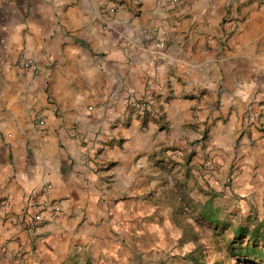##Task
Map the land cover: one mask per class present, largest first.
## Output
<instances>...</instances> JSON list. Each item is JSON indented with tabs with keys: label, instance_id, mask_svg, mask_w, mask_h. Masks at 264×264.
I'll list each match as a JSON object with an SVG mask.
<instances>
[{
	"label": "rangeland",
	"instance_id": "374dc122",
	"mask_svg": "<svg viewBox=\"0 0 264 264\" xmlns=\"http://www.w3.org/2000/svg\"><path fill=\"white\" fill-rule=\"evenodd\" d=\"M219 1L222 2H205L222 7L220 31L205 43L214 87L209 84V90L205 88L204 92L197 88L176 89L175 79L178 84L183 81L182 76L176 75V66L167 85L145 83L141 91L127 90L125 105L137 117L139 126L149 129L154 144H145L139 151L133 188L117 199H105L108 213L101 218V230L92 233L94 239L76 242V247L60 256L42 255L43 244L37 240L42 229L30 231L23 224L25 219L21 221V208L16 216L9 195L3 194L0 264H264V242L261 237L253 240L254 233L264 231V182L250 176L261 154L255 145L264 141V50L258 43L254 54L245 37L251 12L264 0ZM140 2L101 0L97 27L115 30L120 8L136 16ZM155 2L164 16V27L168 21L174 26L173 12L192 8L194 13L199 7L197 0ZM170 31L174 35L167 39L132 24L124 38L142 53L164 60L170 43L185 41L172 27ZM160 41L165 42L163 48L157 45ZM25 56L35 60L33 71L38 70L40 60L28 51L20 54L18 67L22 69L20 60ZM174 99L187 104L191 112L171 119L167 109ZM38 111L44 114L43 108L35 109L32 123L38 134H46L48 127L44 132L35 123ZM130 123L127 120V125ZM223 128L226 134L219 137ZM110 144L123 146L124 137L93 140L90 159L103 170L109 169L110 164L98 158ZM8 157L12 164L16 162L11 152ZM27 196L24 206L31 197L60 201L33 193ZM62 213L63 207L60 216ZM254 244L256 249L246 248Z\"/></svg>",
	"mask_w": 264,
	"mask_h": 264
},
{
	"label": "crops",
	"instance_id": "0c3cea01",
	"mask_svg": "<svg viewBox=\"0 0 264 264\" xmlns=\"http://www.w3.org/2000/svg\"><path fill=\"white\" fill-rule=\"evenodd\" d=\"M205 2L197 0L194 13L192 8L173 12L174 26L168 21L164 27L155 0H141L138 15L121 7L116 29L103 31L97 27L101 0H0V195H9L16 216L21 208V221L27 195L61 201L62 215L37 237L42 255L60 256L76 242L94 239L92 233L101 230V218L108 213L109 196L117 199L133 188L139 151L155 138L125 105L127 90L141 91L145 83L167 85L176 66L177 77L187 80H173L176 89L204 92L209 84L215 86L205 43L220 31L222 7ZM132 24L167 39L174 35L172 27L185 41L170 43L164 60L151 57L124 38ZM245 37L254 54L258 43L264 50V3L251 12ZM26 51L40 60L38 70L18 67ZM37 108L44 109L46 134H38L32 123ZM189 112L180 99L168 104L171 119ZM225 134V128L218 132L219 137ZM120 136L123 146L110 144L98 158L110 168H99L90 159L93 140ZM255 150L261 154L250 176L263 183L264 141H258Z\"/></svg>",
	"mask_w": 264,
	"mask_h": 264
},
{
	"label": "built area",
	"instance_id": "2783aa9c",
	"mask_svg": "<svg viewBox=\"0 0 264 264\" xmlns=\"http://www.w3.org/2000/svg\"><path fill=\"white\" fill-rule=\"evenodd\" d=\"M165 3L176 4L179 0H162ZM158 47L163 48L165 45L164 41L157 43ZM36 62L33 58L25 56L20 60V67L22 69H35ZM34 120L36 125L41 128L44 132L47 130L46 119L41 111L35 113ZM51 187V185H49ZM25 226L30 231H39L44 225L51 224L56 221L62 212V206L60 201H53L47 199H36L31 197L26 201L25 206ZM49 221V222H47Z\"/></svg>",
	"mask_w": 264,
	"mask_h": 264
},
{
	"label": "trees",
	"instance_id": "16d2710c",
	"mask_svg": "<svg viewBox=\"0 0 264 264\" xmlns=\"http://www.w3.org/2000/svg\"><path fill=\"white\" fill-rule=\"evenodd\" d=\"M258 237H259V238L261 237L262 241L264 242V231H263V233H261V232H257V233H254V234H253V240H254V239L256 240ZM256 246H257V244H254V245H251V246H250V245H247L246 248H247V249H249V248H250V249H256V248H255Z\"/></svg>",
	"mask_w": 264,
	"mask_h": 264
}]
</instances>
